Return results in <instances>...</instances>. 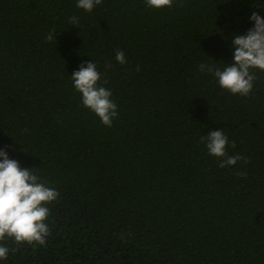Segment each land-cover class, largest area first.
Masks as SVG:
<instances>
[{
	"label": "trees",
	"instance_id": "16d2710c",
	"mask_svg": "<svg viewBox=\"0 0 264 264\" xmlns=\"http://www.w3.org/2000/svg\"><path fill=\"white\" fill-rule=\"evenodd\" d=\"M76 5L0 0V149L60 193L46 244L6 236L0 264H264V71L245 97L198 67L233 61L264 0ZM89 61L117 104L111 127L73 86ZM220 128L247 164L209 155L200 137Z\"/></svg>",
	"mask_w": 264,
	"mask_h": 264
},
{
	"label": "clouds",
	"instance_id": "9594fccd",
	"mask_svg": "<svg viewBox=\"0 0 264 264\" xmlns=\"http://www.w3.org/2000/svg\"><path fill=\"white\" fill-rule=\"evenodd\" d=\"M103 0H77V8L91 12ZM174 0H146L150 8H171ZM250 20L254 26L246 34H235L232 38L234 48L233 61L223 69L214 63H201L199 71L206 72L218 80L219 86L232 94L249 96L257 79L253 69L264 71V18L253 12ZM79 17L72 16L69 22L77 24ZM55 29L47 36L46 41L56 43ZM115 59L125 64L126 57L123 51L117 49ZM106 64V68H111ZM139 70V68L137 69ZM73 86L81 94L82 104L93 111L105 126L111 127L112 121L118 116L117 104L111 99L112 91L103 86L101 73L94 62L81 63L79 69L71 75ZM102 81V83H98ZM27 131V129H25ZM209 155L220 159L219 167L234 166L238 161L247 164L249 161L242 155H229V138L223 129L209 131L200 137ZM235 148V141L231 144ZM237 176H246V173L237 172ZM35 174L34 168H22L19 162L8 156L6 149H0V241L5 237L13 238L19 244L38 243L43 246L50 234L46 223L50 216L47 207L56 201L60 193L48 186ZM123 239V237H121ZM9 248L0 244V259H6Z\"/></svg>",
	"mask_w": 264,
	"mask_h": 264
}]
</instances>
